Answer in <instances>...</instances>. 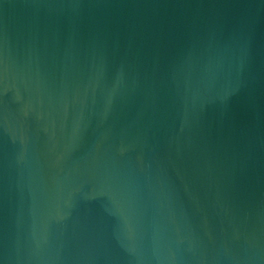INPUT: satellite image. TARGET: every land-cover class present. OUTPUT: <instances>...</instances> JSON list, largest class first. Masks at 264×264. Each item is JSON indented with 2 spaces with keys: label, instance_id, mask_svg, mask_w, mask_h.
<instances>
[{
  "label": "water",
  "instance_id": "obj_1",
  "mask_svg": "<svg viewBox=\"0 0 264 264\" xmlns=\"http://www.w3.org/2000/svg\"><path fill=\"white\" fill-rule=\"evenodd\" d=\"M0 264H264V0H0Z\"/></svg>",
  "mask_w": 264,
  "mask_h": 264
}]
</instances>
